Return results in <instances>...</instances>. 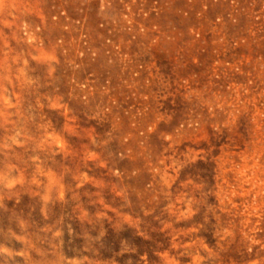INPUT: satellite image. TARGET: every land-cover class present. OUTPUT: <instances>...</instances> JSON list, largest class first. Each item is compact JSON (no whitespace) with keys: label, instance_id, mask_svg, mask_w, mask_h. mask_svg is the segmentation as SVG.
<instances>
[{"label":"rangeland","instance_id":"obj_1","mask_svg":"<svg viewBox=\"0 0 264 264\" xmlns=\"http://www.w3.org/2000/svg\"><path fill=\"white\" fill-rule=\"evenodd\" d=\"M0 264H264V0H0Z\"/></svg>","mask_w":264,"mask_h":264}]
</instances>
